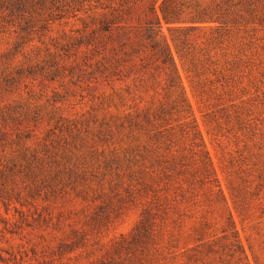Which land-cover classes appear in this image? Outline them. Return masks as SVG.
Segmentation results:
<instances>
[{
	"label": "rangeland",
	"instance_id": "obj_1",
	"mask_svg": "<svg viewBox=\"0 0 264 264\" xmlns=\"http://www.w3.org/2000/svg\"><path fill=\"white\" fill-rule=\"evenodd\" d=\"M159 3L0 0V132L27 133L31 147L59 135L95 160L120 153V122L148 107L166 106L167 126L179 134L174 105H182L216 182L198 180L189 141L179 140L186 171L173 176L188 178L192 195L170 196L150 238L131 246L141 205L116 194L119 187L105 182L104 194L86 198L71 190L27 196V181L11 176V199H0V264H98L123 240L118 256L141 251L137 264H264V20L161 19L154 40L172 55L180 84L173 93L148 36ZM13 107L26 115L9 116ZM133 143L144 144V135Z\"/></svg>",
	"mask_w": 264,
	"mask_h": 264
},
{
	"label": "trees",
	"instance_id": "obj_2",
	"mask_svg": "<svg viewBox=\"0 0 264 264\" xmlns=\"http://www.w3.org/2000/svg\"><path fill=\"white\" fill-rule=\"evenodd\" d=\"M151 12L153 15L147 29L154 51L152 55L160 62L165 72L169 91L176 93L180 87L176 67L169 48L165 45L161 47L158 41L154 40L159 32V29L155 30L154 26L159 27L161 19L165 22L187 20L189 22H216L224 25L260 22L264 20V0H160L158 9L152 6ZM181 102L184 103V100L182 99ZM174 108L180 114L178 119L183 118L181 122L183 128H180L179 134L171 131V126H167L166 106L161 104L148 107L141 113L129 114L120 122L119 125L125 130L127 138L126 145L122 147L120 153L109 154L95 160L91 159L92 157L87 159V154L73 147L70 141L63 140V143H60L59 135L55 138L56 142L49 139L39 147H31L23 141V138H28L27 133L23 134L18 130L14 134L0 132V145L2 146L0 150V199H11L4 182L6 178L18 174L24 179L23 182L27 181L23 186L27 196H33L35 190H44L45 194L52 195L71 190L86 198L90 192L96 195L104 194L103 189L106 182L109 189L119 187L116 194L121 195L124 192L125 195L122 198L125 200L141 205L139 220L135 225V230L138 231L140 237H133L130 244L131 246L138 244L143 246L145 239L150 238L155 226L158 225L156 221L164 218L162 214L166 211V200L171 196L173 200L183 202L192 195L189 190V179L185 177L178 179L173 176L174 172L180 174L186 171L185 168L182 170L178 168L181 161L177 154L178 148L175 146L179 140L189 141V149L194 157V169L199 172L200 179L198 180L203 183L207 182L208 187H212L213 182H216L210 159L194 121L189 119V113L182 105L180 107L174 105ZM17 111L13 107L8 114L12 116ZM26 113L27 110L21 115H26ZM13 118L16 119V117ZM137 133L144 135V144L133 143ZM9 135L15 137H9ZM3 142H7L13 149L4 151ZM181 166H184V163ZM184 182H188L187 187L182 186ZM187 192L190 194L188 197ZM18 194L17 192L14 196L17 200ZM160 211L161 215L158 213ZM97 216L91 218L93 222L97 223L99 219ZM232 236L238 241L236 230ZM124 241L119 244L115 243L117 248L113 252L117 253L116 256H109L100 260L98 264L141 263L144 258L141 251L137 255L132 254L131 257L120 259L118 253L125 246ZM0 260H3L1 256ZM19 264L25 263L21 260Z\"/></svg>",
	"mask_w": 264,
	"mask_h": 264
}]
</instances>
